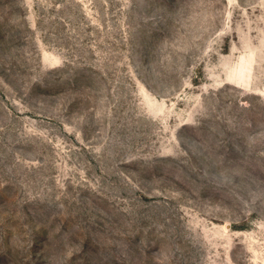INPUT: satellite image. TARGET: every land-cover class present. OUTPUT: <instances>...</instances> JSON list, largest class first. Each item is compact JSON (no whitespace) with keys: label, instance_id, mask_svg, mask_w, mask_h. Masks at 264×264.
<instances>
[{"label":"rangeland","instance_id":"374dc122","mask_svg":"<svg viewBox=\"0 0 264 264\" xmlns=\"http://www.w3.org/2000/svg\"><path fill=\"white\" fill-rule=\"evenodd\" d=\"M0 264H264V0H0Z\"/></svg>","mask_w":264,"mask_h":264}]
</instances>
